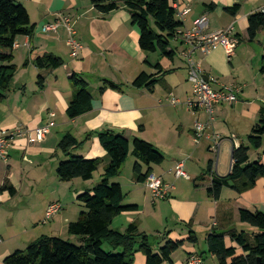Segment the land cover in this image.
Wrapping results in <instances>:
<instances>
[{"label": "crops", "instance_id": "0c3cea01", "mask_svg": "<svg viewBox=\"0 0 264 264\" xmlns=\"http://www.w3.org/2000/svg\"><path fill=\"white\" fill-rule=\"evenodd\" d=\"M17 1L28 11L35 29L31 36H20L16 40L17 47L12 50V55L17 71L6 99L0 103V129L28 131L12 144L7 161L0 160V230L10 232L7 237L0 235V264L14 251L26 249L43 236L78 242V238L68 235V226L78 220L82 211L78 213L76 206L83 208L78 197L96 186L97 172L90 181L75 179L61 182L57 177V167L68 158L58 146L65 135H74L81 145L72 155L86 160H102L104 174L109 158L97 135L108 131L122 135L130 142L140 139L156 147L163 155L164 162L153 166L152 174L159 176L170 187L168 198L162 201L163 206L157 211L158 201L153 200L144 184L138 183L133 175L127 200L129 206H137L138 210L117 217L112 225L114 230L125 232L132 223L140 226V208L145 206L147 197L141 196L143 191L150 194V200L155 205L156 214L152 219L159 223L153 221L158 226L155 233L161 240L154 246L156 249L169 240L185 241V261L190 254L197 253L205 264V257L188 245L190 233L193 232L196 237L194 230L197 224L201 225L206 238L212 232L223 235L226 246L235 248L238 256L243 255V251L232 243L229 233L257 232L240 222L239 211L246 209L264 213V180H259L254 188L242 194H237L232 187H224L218 201L210 198L207 190L215 176L226 177L230 174L233 150L249 146L248 138L258 125L264 109V73L261 71L264 29L253 41L248 36L249 16L264 12V0H185L182 5L189 6L190 13L183 21L176 16L184 28L191 27L194 20L205 16L208 19V32L232 27L233 37L238 41L231 57L223 48L216 49L207 57L196 53L195 57L202 63L205 75L217 79L218 83L213 84L214 89L233 84L244 85L235 105L216 107L214 122L200 141H195L194 125L197 122L207 123L208 115L204 111L192 113L183 104L193 96V86L190 88L188 83L186 62L181 56L185 47L181 42L175 39L171 42L172 59L161 58L157 53L151 54L140 48L141 31L132 24L131 16L124 8L103 15L95 9L93 0ZM173 1L170 0L171 5ZM210 5H214V8L209 9ZM235 5L240 6L236 14L227 12ZM59 17L70 18L77 33L76 38L83 47L76 59L70 56L65 27L59 28L57 34L42 31L45 24L53 23ZM46 55L60 58L63 66L38 67L37 60ZM157 65L161 66L162 73L155 69ZM143 73L153 75L157 81L153 91L132 85ZM74 74L87 83L93 101L89 113L70 119L67 109L75 95L71 81ZM249 74H254V77L249 79ZM105 81L121 89L109 88L100 94ZM170 96L180 100L183 105H170L167 101ZM49 123H54L49 135L31 144L30 135L33 137L36 130ZM229 123L234 125L236 132L230 129ZM216 136L219 138L218 158L212 152ZM182 146L187 151L186 157L174 150L184 151ZM173 151L175 156L171 157ZM263 152L264 137L262 148L252 154L253 160L250 151V162L261 159L264 163ZM134 160L133 157L129 162L128 158L124 167L133 166ZM210 161L213 162L211 172L208 169ZM189 163L193 174L199 175L189 176L188 179L176 178V164H182L185 169ZM146 170L144 168L143 172ZM103 174L99 176L101 180ZM116 179L110 182L119 184L123 190L121 179ZM34 182L43 184L39 193L30 190ZM4 186L12 187L14 191L2 190ZM54 203L60 204L62 210L46 222V211ZM162 219L165 221L164 227H161ZM115 223H119L120 229L114 227ZM211 257L214 264H219L216 257ZM135 258L136 264H145V257L141 253H137ZM171 260L164 264H175L174 255Z\"/></svg>", "mask_w": 264, "mask_h": 264}, {"label": "trees", "instance_id": "16d2710c", "mask_svg": "<svg viewBox=\"0 0 264 264\" xmlns=\"http://www.w3.org/2000/svg\"><path fill=\"white\" fill-rule=\"evenodd\" d=\"M92 3L103 15H109L121 8L127 10L132 24L138 26L141 31L140 48L151 54L157 53L161 58H173L170 44L183 24L176 18L170 0H93ZM213 8L214 5L209 6V9ZM239 9L240 6L235 5L227 9V12L236 14ZM34 29L28 11L21 3L17 0H0V103L6 99L17 71L12 55L16 40L20 36H31ZM263 29L264 12L250 15L249 39L253 41ZM37 65L40 68H57L63 66V61L53 55H46L37 60ZM155 69L162 73L160 65ZM261 71L264 73V58ZM71 81L75 95L67 109V116L76 119L92 110L93 95L79 75L74 74ZM156 83L153 75L143 73L132 85L153 91ZM109 88L121 89L105 81L99 93L103 94ZM97 136L109 158V163L105 167L101 182L91 191L78 197V201L83 205V211L78 220L68 226V235L78 238V242L70 243L59 237L43 236L26 249L16 250L5 257L3 264H136L137 253L145 257V264H164L171 262L172 255L183 247L185 241L169 240L164 246L156 249L152 246L149 236L139 231L136 223L128 225L125 232L112 228L117 217L126 212L137 211L138 207L124 205L125 195L122 187L110 181L120 175L127 159L133 156L136 160L133 167L136 181L144 184L152 174V167L161 165L164 157L156 147L140 139L130 142L124 136L109 131L99 133ZM263 137L264 109L258 125L248 138L249 146L233 150L230 174L226 177L213 178L207 190L210 198L218 201L224 187H232L237 194H242L254 188L259 180H264V163L261 159L250 162L249 157L251 150L258 151L262 148ZM80 145L81 143L70 133L60 141L59 150L68 158L57 167V177L61 182L75 179L90 181L102 165L103 161L100 159L86 160L73 156L72 153ZM144 168H147L145 173ZM212 168L213 162L210 161L208 167L210 172ZM5 189L14 191L12 187H2V190ZM262 199L264 201V190ZM239 219L241 223L257 231L253 234L235 231L229 233L232 243L243 251V255L238 256L235 248L226 246L223 235L213 232L206 238L208 252L216 257L219 264H264V213L241 209ZM188 241L192 244L197 243L193 232L190 233Z\"/></svg>", "mask_w": 264, "mask_h": 264}, {"label": "built area", "instance_id": "2783aa9c", "mask_svg": "<svg viewBox=\"0 0 264 264\" xmlns=\"http://www.w3.org/2000/svg\"><path fill=\"white\" fill-rule=\"evenodd\" d=\"M185 0H174L172 8L175 10L176 16L183 21L190 13L189 6H184ZM65 27L68 34L67 46L70 51V56L74 59L78 58L83 47L76 38V30L69 17H59L53 23L45 24L42 31L46 34H57L59 28ZM176 41L181 42L185 49L181 56L186 62L188 71V80L193 86V96L186 100L183 104L192 113L204 111L208 115V122L195 123V141H200L204 136L205 131L212 126L214 122V112L217 106L220 105H235L239 96L243 92L244 85L233 84L223 86L221 89H214L213 84H217L212 77H207L202 68V63L196 59V53L207 57L218 48H223L227 55L231 57L237 46L238 41L233 37V28H227L217 32H208V19L203 16L193 21L189 28L182 27L175 37ZM17 45L15 43L14 48ZM167 101L172 106L181 105L182 102L175 97L170 96ZM161 103V102H160ZM182 104V105H183ZM54 123H49L47 126L36 130L35 135H30L29 142L31 144L44 140L50 133V129ZM28 134V131L16 130L7 131L0 129V160L7 161L8 151L12 144L20 136ZM218 137L214 138V146L212 152L218 158L219 146ZM176 178L188 179L189 176L184 171L183 165L178 164L174 170ZM144 187L151 194L154 201H163L168 198V190L170 187L157 175L151 174L144 182ZM62 210L60 204H51L45 214V221L51 220L57 213ZM186 264H204V259L197 253H192L188 256Z\"/></svg>", "mask_w": 264, "mask_h": 264}, {"label": "rangeland", "instance_id": "374dc122", "mask_svg": "<svg viewBox=\"0 0 264 264\" xmlns=\"http://www.w3.org/2000/svg\"><path fill=\"white\" fill-rule=\"evenodd\" d=\"M249 79H252L253 77H254V74H249ZM212 78H214L215 80H217L214 76H211ZM189 81V80H188ZM189 83V85H190V88H191V83L190 82H188ZM187 109V108H186ZM230 124V123H229ZM228 127V126H227ZM230 129L233 131V132H236L235 130H234V125H232V124H230ZM246 139H247V137L246 138H244V141H246ZM247 143V141L245 142V144ZM248 145V144H247ZM182 148L184 149V151H180V150H178V149H174L177 153H179L181 156H187V151H186V149L182 146ZM254 151H256V150H251V160H253V157H252V154H253V152ZM171 157H174L175 156V152L173 151V152H171ZM250 156V155H249ZM131 160V161H130ZM132 160H133V157L132 156H130L129 157V162H132ZM135 161V160H134ZM128 164V163H127ZM135 164V163H134ZM134 164H133V166L131 165H129V167H127L128 165H126L124 168H123V170L121 171V174L117 177V179L118 178H120L121 179V183L123 184V193H124V195H125V199H124V205H128L129 204V200H127V197L129 196V194H128V191H129V188H128V186L131 184V181H132V178H133V167H134ZM224 165V164H223ZM176 166H177V164H176ZM175 166V167H176ZM102 170H103V166H101L100 168H99V170L97 171V173H96V175H95V180H97L98 182H97V184H99V182H101V178L99 177L101 174H103L102 173ZM184 171L187 173V175L188 176H190V177H192V176H198L199 175V173L198 174H193V171L194 170H192V166H191V164L189 163V164H186V167H185V169H184ZM116 179V180H117ZM113 182H115V181H113ZM64 183V182H63ZM62 183V184H63ZM96 184V185H97ZM33 189H30V190H32V191H34V192H38L39 193V191H41V189L43 188V184H41V183H39V182H34L33 184ZM71 187V186H70ZM67 188H69V187H67ZM26 190H29V189H26ZM47 192V191H46ZM128 195V196H127ZM144 195H146L147 197H146V202H145V206H143L142 205V207L140 208L141 209V211H142V215L139 217V219L142 221L141 223H140V226L138 227L139 228V230H140V232L141 231H145L146 233H147V235L149 236V238H150V242H151V244H152V246H156V245H158L160 242H161V240L157 237V235H156V233H155V229H156V227H158L157 226V224H155L153 221H155L154 219H152V217L156 214V212H155V210H154V208H155V205L152 203V201L150 200V194L148 193V194H144L143 193V191H141V196H144ZM76 202V201H75ZM152 204V205H151ZM157 211H160L161 210V208H162V206H163V202L162 201H158L157 202ZM77 207V212L79 213V212H81V211H83V208L82 207H78V206H76ZM79 209V210H78ZM59 216V215H58ZM52 222V221H51ZM155 222H157L158 223V221H155ZM118 224L119 223H115L114 224V227L116 228V229H120V228H118L119 226H118ZM158 225H159V223H158ZM164 225H165V221L162 219L161 220V227H164ZM196 227H195V233H196V238L198 239V244H192V243H190V244H188V245H190L191 247H193L194 248V250L196 251V252H198V253H201L204 257H205V261H206V263L205 264H214L215 262H214V260L212 259V257H211V255L208 253V251H207V246H206V243H205V239H206V236H205V234H204V232H203V230H201L202 229V227H201V225H195ZM200 226V227H199ZM7 233H10L9 232V230H0V235H3V237H7L6 235H7ZM68 242H70V243H75V241H74V239H69L68 240ZM106 248H107V246H106ZM13 249V248H12ZM174 263L175 264H186V261H185V256H186V252H185V247H181L180 249H178L174 254Z\"/></svg>", "mask_w": 264, "mask_h": 264}]
</instances>
